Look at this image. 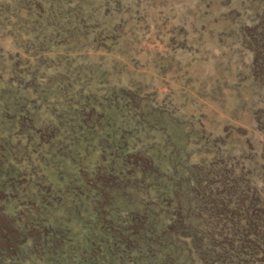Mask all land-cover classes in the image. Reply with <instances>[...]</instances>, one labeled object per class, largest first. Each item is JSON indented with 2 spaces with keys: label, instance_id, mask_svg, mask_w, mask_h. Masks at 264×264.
<instances>
[{
  "label": "rangeland",
  "instance_id": "obj_1",
  "mask_svg": "<svg viewBox=\"0 0 264 264\" xmlns=\"http://www.w3.org/2000/svg\"><path fill=\"white\" fill-rule=\"evenodd\" d=\"M246 204L264 0H0V264H264Z\"/></svg>",
  "mask_w": 264,
  "mask_h": 264
},
{
  "label": "trees",
  "instance_id": "obj_2",
  "mask_svg": "<svg viewBox=\"0 0 264 264\" xmlns=\"http://www.w3.org/2000/svg\"><path fill=\"white\" fill-rule=\"evenodd\" d=\"M218 203V202H217ZM237 203V207H243L240 200L236 201ZM252 203H255V201H252ZM222 205V202H221ZM220 206V204H219ZM254 204H246L245 209H243L244 214H246L247 217V227L243 229V231H245V233H248L249 236L248 238H240V246H245L248 247L250 250L253 249H257L260 246L263 245L262 251H263V255H264V235L262 233V224L264 223L263 217L260 214V209L259 208H253ZM263 210V209H262ZM264 211V210H263ZM182 220L180 218V216H178L177 214H175L173 216V220L169 225V229L171 231H174L176 228L181 226ZM3 225V224H1ZM2 229H8V228H4L2 226H0ZM238 233L241 236L242 230H238ZM12 239V238H9ZM8 239V240H9ZM194 248L196 249V254L198 257L201 258V260H205L206 257L213 255L214 254V250H213V246L210 245H202V243L198 240L196 242H194Z\"/></svg>",
  "mask_w": 264,
  "mask_h": 264
}]
</instances>
